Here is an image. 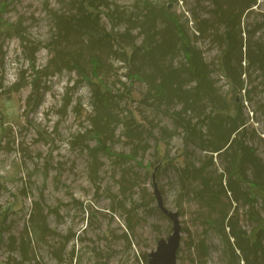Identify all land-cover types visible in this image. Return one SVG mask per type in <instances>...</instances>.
<instances>
[{
	"label": "rangeland",
	"instance_id": "374dc122",
	"mask_svg": "<svg viewBox=\"0 0 264 264\" xmlns=\"http://www.w3.org/2000/svg\"><path fill=\"white\" fill-rule=\"evenodd\" d=\"M152 1L199 48L211 73L210 94H196L180 47L157 64L139 48L148 40L143 0L100 6L101 32L120 39L112 48L103 38L63 34L77 0H0V264H149L148 254L173 228L158 203L156 168L165 206L180 215L178 264H229L236 255L215 223L226 213L250 247L259 238L248 261L264 257V193L253 182L255 171L246 166L244 174H231L230 151L202 148L177 120V111L190 105L195 109L182 116L197 131L213 108L226 118L240 113L246 126L232 138L246 141L264 163V0ZM228 16H235L237 46ZM166 24L157 28L178 44L176 29ZM57 48L66 52L57 55ZM71 53L78 66L56 68L52 59ZM166 67L181 72L180 96L155 98L147 74ZM102 92L104 108L97 99ZM99 120L107 122L103 149H96ZM134 149L136 157H128ZM186 162L203 165L215 188L221 174L224 183L240 176L239 200L231 191L214 204L197 196L200 183L188 188L179 176ZM39 217L46 226L40 228Z\"/></svg>",
	"mask_w": 264,
	"mask_h": 264
},
{
	"label": "trees",
	"instance_id": "16d2710c",
	"mask_svg": "<svg viewBox=\"0 0 264 264\" xmlns=\"http://www.w3.org/2000/svg\"><path fill=\"white\" fill-rule=\"evenodd\" d=\"M106 1L107 0H77L78 5H76V7L78 10L76 13L71 15L72 17L69 18L68 24L65 25L62 31L63 34H81L86 36L90 41H101L103 38V45L108 48H112L114 45L113 42H119L120 39L116 38L112 32H101L100 30V15L102 12L100 10V6L104 5ZM143 1V9L146 13L144 15L142 25L148 33V40L147 42L145 40V42H143L139 48H145L150 63L157 64V62H160L161 59H166L168 54L173 55L177 48L180 47L184 51V54L187 58L185 72L189 74L193 78L192 80L197 83L196 94H201L202 91H205L204 93L206 95L210 94L211 92L209 93V87L211 84V73L209 71L208 64L204 60L199 48L188 37V31L183 27L181 22L175 18V16L165 14L162 8L156 9L152 0ZM169 6L167 5L166 7ZM234 17L235 16H228V22L231 23L228 36L232 41L231 45L233 43V45L237 46L238 41L236 40V29L232 27L233 20L235 19ZM165 21L167 22V28L169 27L170 29H176L177 36H174H176V38L179 40L178 44L173 43L174 40L168 41L165 34L157 28L160 25V22L163 23ZM198 30L203 31L201 27H199ZM159 36L162 38L158 39ZM144 43H147V45ZM241 48L242 45L240 47V53L242 52ZM65 52V50L57 48V55L64 54ZM137 53L138 51L135 49L132 53V56H135ZM56 59L57 56L52 59L53 62H56V68H76L79 63L78 57L74 56L72 53L69 58L62 56L59 60ZM98 66L99 64L97 62L95 64L96 71ZM159 73L161 74V79L159 82L157 81L158 83H155L157 80L156 75ZM94 74L97 76V72ZM134 74H137L139 77L140 71H137ZM180 76L181 72L177 68L172 67L162 71H152L147 74L148 83L151 85L150 89L156 94L155 98H163L162 96L165 94V92H171L173 96H180L179 89L181 88V84L180 82H177ZM174 82H176L177 85ZM97 99L100 107H107L104 92L100 93ZM186 102L188 103V101ZM194 109L195 105H190L185 106L183 110L177 111V120L181 119V126H183L186 130L187 137L191 135L196 136L198 138L199 145L202 148L217 152L221 155L225 149L228 152L230 151V163L227 169L230 170L231 174L235 171H238V169H241V172L244 174V168L246 166L252 167V169L255 171L253 182L257 183L258 190L264 193V163L254 148L238 136L241 132H243L246 126V120L243 119L242 115H240V113H236V115L226 118L227 116L213 108L209 114L206 115V117H203L202 122L204 124L201 125L200 129H198L200 131H197L196 125L191 122V119L182 116L183 112L186 113L187 111ZM239 112H242V110H239ZM133 120L136 121L135 118H133ZM95 124L98 131L97 135L100 146L96 147V149H103L105 148V144L102 143V133L104 132L103 128H106L107 126V122L103 123L102 120H99L95 122ZM204 127L207 128V131L203 130ZM203 131L210 135V137L207 138V134H204ZM234 133H237L238 135L232 138ZM138 152L139 150L134 149L133 154L130 153L128 157L131 158L132 155L133 157H136ZM179 176L188 188L192 183H200L198 186L194 187V193L202 199L211 200L210 204L220 203V196L223 192L227 195V193L231 191L233 193L234 200L238 201L240 198L238 195L240 189L236 184L238 180H242L240 176L238 179L236 178V180L232 178V175H230L227 178V183H224L223 174H221L220 180L218 181V188H215L210 180V177L205 172L203 165L196 166L195 163L192 164L191 162H186L184 167L180 169ZM38 221L41 224L39 225L40 228L42 226H46L47 221L45 217H39ZM218 221L222 222V224ZM215 223L217 224V230L221 228L224 230L225 240L231 246L232 252L236 255L230 260L229 264H242L241 261H239L240 252L237 251L238 249L245 254L244 259L247 260V264H264V257H262L261 260L254 259L252 262L248 261V253L254 252L255 250L258 251L260 243V241H258L259 238L254 240V243H252V245L255 247H250L251 245L249 244V237L242 234L241 229L237 227L238 223L234 221L233 217L229 216L227 213L224 214L222 220H215ZM228 226L230 227V231H227ZM261 230V232H264L263 228ZM232 237L234 238L233 241ZM245 241L247 242L245 243Z\"/></svg>",
	"mask_w": 264,
	"mask_h": 264
},
{
	"label": "water",
	"instance_id": "95a60500",
	"mask_svg": "<svg viewBox=\"0 0 264 264\" xmlns=\"http://www.w3.org/2000/svg\"><path fill=\"white\" fill-rule=\"evenodd\" d=\"M156 171L153 174L155 191L158 203L162 211L169 216L173 222L171 234L167 238L160 239L157 249L151 251L148 255L149 264H178L177 252L181 245L182 225L178 211L171 210L165 206L161 192L156 183Z\"/></svg>",
	"mask_w": 264,
	"mask_h": 264
}]
</instances>
